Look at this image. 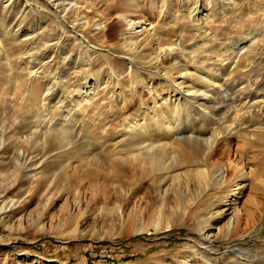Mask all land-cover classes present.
Returning a JSON list of instances; mask_svg holds the SVG:
<instances>
[{"label":"rangeland","instance_id":"rangeland-1","mask_svg":"<svg viewBox=\"0 0 264 264\" xmlns=\"http://www.w3.org/2000/svg\"><path fill=\"white\" fill-rule=\"evenodd\" d=\"M46 1L0 0V264H264V0H64L82 9L64 27ZM122 13L153 17L156 35L124 41ZM159 55L185 94L145 68ZM170 125L174 146L149 150ZM233 153L251 177L230 170Z\"/></svg>","mask_w":264,"mask_h":264},{"label":"bare ground","instance_id":"bare-ground-1","mask_svg":"<svg viewBox=\"0 0 264 264\" xmlns=\"http://www.w3.org/2000/svg\"><path fill=\"white\" fill-rule=\"evenodd\" d=\"M31 1L33 0H26V3H30ZM36 1V0H35ZM38 1V0H37ZM60 1V0H59ZM46 2H48V4L50 6H52L54 9H55V12L57 13V16L58 18H60V24L62 27H64L63 25L65 24V19H67V15L69 13H73V12H77V3H75V5H73L74 7H71L70 5H65L64 0L60 1V2H55L53 0H47ZM32 3V2H31ZM39 3V2H38ZM47 4V3H46ZM68 4V3H67ZM72 5V4H71ZM48 7V5H46ZM130 6V5H129ZM77 8V9H76ZM88 8L87 5H85V9ZM82 9H80L78 12H80ZM132 10V8H131ZM77 12V13H78ZM63 13V15H62ZM76 13V14H77ZM62 15V16H61ZM119 26L117 27L119 29V32L121 34V36H123V40L124 41H127L128 39H133L134 36H136L138 33V28H140L142 26V30H146L147 32L151 33L152 35H156L155 33V30H154V23H155V19L153 17L151 18H142L140 20H137V19H133V18H130L129 14L128 13H122V14H119ZM78 19V18H77ZM98 19V18H97ZM90 26H93V27H96V30L98 31V34L99 36L101 37H105L106 36V29H107V25L104 23V22H101V21H98L96 19H90L89 17L85 16L84 18V22H82V29L85 28L86 29H89L88 27ZM93 29V28H92ZM64 32L66 33L67 30H65V28H63ZM74 38L73 40L75 41V43H78V47H82V48H85L87 49L88 51L90 52H93V53H98V54H101L104 58H107V60L109 61V51L107 52L104 48H99L97 46H94L92 45V43L90 42V40L87 38L86 34H83V33H79L78 31H75L74 33ZM96 37V36H95ZM150 37V36H149ZM154 38V37H153ZM156 38V37H155ZM62 39V38H61ZM61 39L58 43H61ZM160 41V40H159ZM182 41V40H181ZM105 42V41H104ZM101 43V42H100ZM126 43V42H125ZM130 44L132 45L131 47H134L136 45V41L135 39L134 40H131ZM128 45V44H127ZM85 46V47H84ZM123 47V45H122ZM125 47L127 46H124L123 48L126 49ZM131 47H127V49L129 48V50L132 52V53H128L126 52L125 55H126V58H125V62H126V65L128 66L129 69H133L134 66L136 64H138V62H140V60L138 61V56L135 54L137 52V49L135 48H131ZM161 47V46H160ZM184 47V46H183ZM160 51L163 53V55H165V58L168 59L169 62H171V66L172 68L176 71L177 74L179 75H182V77L184 78V75L187 74V72L185 71H181L180 68L177 66L176 64V60H177V57H178V50L177 48H173V47H166V48H161ZM89 54V53H88ZM163 55H159L155 58V62L152 66H145V68H147L151 73H153L154 75H160L161 72H160V69L161 68H164L165 66V62H164V59H163ZM124 56V55H123ZM91 56H88V59H87V56L85 57V60L87 59L88 61H90ZM146 63V62H145ZM234 63V62H232ZM142 64V63H141ZM88 65V63H87ZM167 66V65H166ZM228 69L225 70L227 72H231L232 70V67L231 65L227 66ZM109 69L110 71L112 72V74H115V68L110 64L109 65ZM195 69V71H200L199 69L196 70V68H193V70ZM143 70V68H142ZM154 70H156L157 72H154ZM15 72V71H14ZM139 69H137V72L135 73H139ZM148 72V71H147ZM185 72V73H184ZM226 73V72H225ZM134 74V73H133ZM175 74V73H174ZM132 75V74H130ZM162 77V79L164 78H167V76L165 75H160ZM178 76V75H177ZM180 77V76H179ZM168 81L172 84V89H174L175 91H179L180 94H185V89L183 87H181V83L178 82V80H176V78L174 79H170V78H167ZM213 79V78H212ZM162 81V80H161ZM133 82V81H132ZM214 81H212L213 83ZM216 82L218 83V88L219 90H221L223 88V84L221 83V79L219 78L218 80L216 79ZM144 84V83H143ZM145 84H147L148 86V90H152L154 89V84L153 82L149 81V82H146ZM221 88V89H220ZM167 90H168V87H167ZM170 91V90H169ZM173 91V90H172ZM209 91V90H208ZM204 92V95L207 97L208 100L210 99H213L214 96H215V93L214 94H210V92ZM218 91V90H217ZM229 94V93H228ZM82 95V94H81ZM231 95V94H230ZM186 96V95H185ZM253 96V95H252ZM197 98V96H195ZM204 97V96H203ZM250 95H248V99H250ZM256 99H260L261 98V95H256L255 96ZM252 99V98H251ZM250 99V100H251ZM231 101V100H230ZM232 103L233 100H232ZM229 107V106H228ZM227 107V108H228ZM235 115H238V108L237 106L235 105ZM77 118V117H76ZM67 121V120H66ZM61 122V121H60ZM69 123V122H68ZM136 123V122H134ZM68 125V124H67ZM71 125V124H70ZM132 125V124H131ZM130 125V126H131ZM63 126V125H62ZM162 128V127H161ZM68 129V130H67ZM71 128H66V130H58V132L61 133V135L64 134V136L66 135L67 136V141H70V135H71V130H69ZM236 129V128H235ZM167 131V130H166ZM34 132V131H33ZM54 136V135H53ZM162 136V135H161ZM162 138V137H161ZM172 128H171V125L169 126V131L164 135L163 137V141H165L164 143H161V144H156V145H150L151 147L149 148V150H153V149H156V147H162V148H172L174 146V139H172ZM172 139V140H171ZM139 140V139H138ZM67 143V142H65ZM244 144V143H243ZM238 145V144H237ZM232 147V146H231ZM242 146L239 144V146L237 147V149L241 148ZM169 151V150H168ZM235 151V150H234ZM152 152V151H151ZM239 152V151H238ZM145 153V152H144ZM234 154V153H233ZM230 155V161H229V166H230V170L231 171H234V172H243V175L246 177V178H249L253 175L252 171H248L247 168H246V165L245 163H242L241 159H238L237 155ZM152 156V155H151ZM154 157V156H153ZM141 158V157H140ZM152 159V158H151ZM155 159H158V158H155ZM160 159V158H159ZM154 160V159H153ZM264 160V159H263ZM264 163V161H263ZM216 168V167H215ZM220 168V167H218ZM221 173V172H220ZM203 174V173H202ZM211 174V173H210ZM257 175H260V179L257 180V182L259 181V184H256L254 183V185H258L260 187H262L261 189L264 190V167L263 169H261V171L257 172ZM258 177V176H257ZM224 178V175L223 173L221 174V180H223ZM253 178V177H252ZM202 179V178H201ZM205 180V179H204ZM218 182V181H217ZM220 183V182H219ZM181 184V183H180ZM242 185L243 183H239L238 184V187L236 188V190H234V193L233 195H231V197L229 199H227V204L226 205H232L233 202L236 200L238 194L240 193V190L242 189ZM181 186V185H180ZM189 187V186H188ZM260 187H258L260 189ZM257 189V188H256ZM262 201H259L256 203V208L258 205H261ZM222 205V204H221ZM7 208H11L12 209V206L10 207H7V206H2L0 208V215L7 211ZM10 211V210H9ZM233 215L232 216H235V213H239V211L237 210V208L235 210H233ZM223 212V209H221L220 207H218V210H217V213L218 214H222ZM230 212V211H229ZM160 213V212H159ZM250 214V220L252 218V214H253V211ZM249 222H247L245 225H244V228L245 227H248L246 225H248ZM157 225H159V222L157 221ZM241 218L240 219H236L234 220V222H231L229 224V228L227 229V231H223L221 229H219V233H224V236L226 237H230L234 234H237L240 230V227H241ZM157 227V226H156ZM216 234V233H215ZM208 239V238H206ZM209 260V258H207ZM215 264V263H214Z\"/></svg>","mask_w":264,"mask_h":264}]
</instances>
